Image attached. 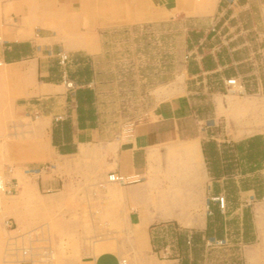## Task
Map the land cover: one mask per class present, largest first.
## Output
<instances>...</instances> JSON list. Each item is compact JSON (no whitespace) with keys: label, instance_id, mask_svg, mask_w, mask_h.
I'll return each mask as SVG.
<instances>
[{"label":"crops","instance_id":"1","mask_svg":"<svg viewBox=\"0 0 264 264\" xmlns=\"http://www.w3.org/2000/svg\"><path fill=\"white\" fill-rule=\"evenodd\" d=\"M70 5L87 16L86 27L71 34L67 27L63 31L44 19L38 29L49 34L39 41L30 29L0 26V84L18 86L14 106L29 117L38 113V131L48 137L51 163L38 186L49 192V200L60 202L68 194L61 181L76 174L81 179L85 173L99 179L111 173L135 178L119 199L127 209L125 224L133 226L138 241L129 264H211L207 240H226L228 246L251 244L255 231L246 223V214L250 202L264 194V137L252 135L233 143L216 139L196 106V95L207 94L212 78L223 90L224 81L241 79V61L234 58L237 47L232 37L221 34L218 18L188 49L183 69L188 82L176 80L158 91L154 105L122 140L104 127L97 105L94 70L104 52L100 31L113 25L162 23L189 10L203 15L209 6L219 8L216 0L198 6L190 0H70ZM14 13L22 16L25 10L20 7ZM47 43L69 52L64 67L57 53L50 55L45 49ZM215 103L220 112L224 101L218 97ZM217 196L225 198L224 210L212 201ZM53 207L61 211V205ZM109 249L85 252L72 264H118L123 251ZM160 254L170 257L160 260ZM243 257L247 264H264L260 247ZM0 264H8L1 254Z\"/></svg>","mask_w":264,"mask_h":264},{"label":"rangeland","instance_id":"2","mask_svg":"<svg viewBox=\"0 0 264 264\" xmlns=\"http://www.w3.org/2000/svg\"><path fill=\"white\" fill-rule=\"evenodd\" d=\"M190 1L195 6L205 2ZM216 2L219 8L209 6L203 15L189 10L162 23L113 25L99 32L104 52L94 70L97 105L102 124L117 139L122 140L144 117L165 85L176 80L188 82L183 74L188 49L210 30L211 22L217 24V18L221 34L232 37L231 44L237 47L234 58L241 61L237 71L242 91L223 90L212 78L207 94L196 95L199 116L204 127L209 126V135L219 140L233 143L252 135L264 137V0ZM20 7L25 14L17 16L14 10ZM86 17L83 11L71 8L70 0H0V26L30 29L37 41L49 34L38 29L41 19L62 26L63 31L67 27L66 33L71 34L73 29L86 27ZM45 49L69 55L61 46L53 48L47 43ZM17 88L0 84V175L8 188H13L11 194H0V254L5 262L72 264L85 252L94 254L108 247L113 252L122 250L120 259L129 263L132 254L138 252V241L133 226L125 224L127 209L119 199L123 188L131 183H110L107 175L99 179L94 173H85L81 179L76 174L61 181L68 191L65 199L49 200V192L37 184L40 178H46L51 163L48 137L38 131V113L29 117L24 109L14 106L13 99L20 95ZM218 97L225 104L220 112L215 103ZM44 140L45 144L41 142ZM55 204L61 205V211L53 210ZM247 209L246 223L255 231L253 242L210 248V258L214 259L211 264H247L243 256L255 247L261 248L264 257V194L251 201ZM5 221L10 227L4 225ZM162 225L178 228L177 224L154 226ZM159 240L154 239L156 250ZM158 257L165 260L170 254Z\"/></svg>","mask_w":264,"mask_h":264},{"label":"built area","instance_id":"3","mask_svg":"<svg viewBox=\"0 0 264 264\" xmlns=\"http://www.w3.org/2000/svg\"><path fill=\"white\" fill-rule=\"evenodd\" d=\"M49 54L51 55L52 52L49 51ZM56 56L58 58L59 65L64 67L69 60V55L66 53L59 52L56 54ZM64 84L68 89L73 88V85L70 82L64 81ZM224 85L226 87L230 88L229 91H234V90L236 91L237 87H239V88L242 87L239 80L236 78H231V79L224 81ZM239 90L240 89H238L237 91H239ZM129 179H132V178L122 177L116 173H111L107 176V181L110 183H114V184L123 185L125 183H132V182L136 181L135 178L133 180H129ZM12 190H13V188L12 187L8 188V183H6L3 179V177L0 175V194H3V195L11 194ZM212 201L217 202L219 204L220 209L224 210L225 198L223 196H217L215 198H212ZM4 225L6 227H10V222L5 221ZM206 244H207V247H209V248H212L215 246H224V245H226V240L209 239V240H207ZM118 264H129V263L126 259L122 258L119 260Z\"/></svg>","mask_w":264,"mask_h":264},{"label":"bare ground","instance_id":"4","mask_svg":"<svg viewBox=\"0 0 264 264\" xmlns=\"http://www.w3.org/2000/svg\"><path fill=\"white\" fill-rule=\"evenodd\" d=\"M238 89H240V90L242 91V87H241V88L237 87V90H238ZM228 103L230 104V102H228ZM230 105H231V104H230ZM232 105H233V104H232Z\"/></svg>","mask_w":264,"mask_h":264},{"label":"trees","instance_id":"5","mask_svg":"<svg viewBox=\"0 0 264 264\" xmlns=\"http://www.w3.org/2000/svg\"><path fill=\"white\" fill-rule=\"evenodd\" d=\"M182 235H180L179 237L181 238Z\"/></svg>","mask_w":264,"mask_h":264}]
</instances>
